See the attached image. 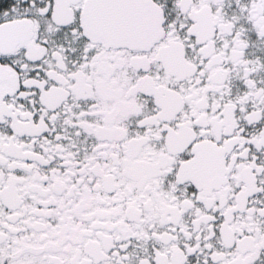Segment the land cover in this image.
<instances>
[{
  "label": "snow or ice",
  "instance_id": "obj_1",
  "mask_svg": "<svg viewBox=\"0 0 264 264\" xmlns=\"http://www.w3.org/2000/svg\"><path fill=\"white\" fill-rule=\"evenodd\" d=\"M0 264H264V0H0Z\"/></svg>",
  "mask_w": 264,
  "mask_h": 264
}]
</instances>
